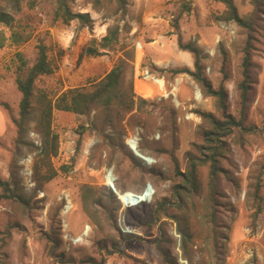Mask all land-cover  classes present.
<instances>
[{
    "label": "rangeland",
    "instance_id": "rangeland-1",
    "mask_svg": "<svg viewBox=\"0 0 264 264\" xmlns=\"http://www.w3.org/2000/svg\"><path fill=\"white\" fill-rule=\"evenodd\" d=\"M124 1L122 7L118 0H67L72 14L89 20L65 23L58 0H0V12L13 19L11 27L0 24V179L10 189L0 187V264H163L159 247L178 264H264V0H230L247 26L227 20L223 0ZM111 34L112 50L100 49ZM93 40L100 54L81 56ZM179 42L200 51L202 76L213 90L223 89L222 101L188 74L175 73L194 70L193 56ZM39 47L53 73L35 81L18 135L16 79L35 64ZM117 65L123 75L111 106L83 116L52 111L58 153L50 170L44 162L39 174L57 175L48 182L38 178L34 167L44 148L48 103L68 90L91 91ZM146 69L168 83L179 79L181 107L141 79ZM196 92L201 99L195 100ZM198 112L230 117L239 128L220 144L206 137L214 128ZM217 148L213 175L209 156ZM190 157L200 160L195 189L181 177ZM107 172L117 191L146 188L148 202L123 210L106 194ZM83 186L93 188L86 204ZM65 197L73 208L62 215ZM94 200L114 215L112 227L97 224L94 214L102 210ZM86 227L87 237L73 245Z\"/></svg>",
    "mask_w": 264,
    "mask_h": 264
},
{
    "label": "trees",
    "instance_id": "trees-1",
    "mask_svg": "<svg viewBox=\"0 0 264 264\" xmlns=\"http://www.w3.org/2000/svg\"><path fill=\"white\" fill-rule=\"evenodd\" d=\"M17 1V0H14ZM73 0H70L72 2ZM111 1V0H109ZM121 6L123 7L124 0H118ZM228 6V9L230 11L229 17H227V20L233 21L239 26H247L246 23L237 15L236 8L233 6L230 0H223ZM58 11H62V15L64 16L63 22L69 23L73 19H86V21L89 20L88 15H82V14H72L70 9L67 5V0H58ZM59 13V12H58ZM12 17L5 13L0 12V24L5 25L7 27H11L12 25ZM15 43H18L17 35L12 36ZM114 34H111L110 36H105L101 39V44L98 46L102 50H108L111 51L110 44L114 41ZM4 36L2 33H0V48L3 45ZM95 40L91 42V44L88 47H85L81 56L86 57H94L98 56L99 50L97 47L93 46L95 44ZM178 47L181 51H185L190 53L193 56V66L194 70L191 71L189 69H183L178 70L175 73H186L189 76H191L196 82L202 84L204 89L206 90L207 96H217L221 101L224 98L223 89L220 88L217 91L213 90L209 81L202 76V68H201V57H200V51L193 45V44H182L179 42ZM243 69L244 73L248 69L250 62H249V52L247 49L245 50L244 58H243ZM53 73V69L51 67L50 61L46 55V52L43 47H39L38 55L35 64L29 69L28 73L24 78H17L16 79V86L17 89L21 95L20 101H19V112H18V118L13 120L14 125L17 128L18 135H21L24 130L25 123L27 122V119L30 114V108H31V96L33 91V85L35 81L40 78L41 76H48ZM123 75V67L122 65H117L113 67L104 78H102L99 82L96 84H93V89L89 92L83 91L81 89H73L68 90L65 93H63L53 105L51 103H48L46 107V111L44 114V132H43V138H44V148L41 150L40 154L41 157L38 160L36 166L34 167V172L38 178H41V180H44L46 182L52 180L57 173L55 172H47L44 175L40 176V165L45 162V165L47 166V171L50 170V163L49 160L52 157H56L58 153V136L54 134L51 131V115L53 110L61 111V112H69L76 115H88L91 110L95 106H103V107H109L113 103V99L115 97V91L119 89L121 78ZM242 100L244 101L246 98V88L245 85H242ZM198 115L202 118L208 119L213 128L214 131L206 133V137L210 138L211 136L217 137L216 139H211L213 141H217L220 144L222 143L220 141V138L226 137L229 132L231 131L232 127H238L234 121L229 117L228 121H221L215 119L212 115L205 114L198 112ZM209 139V140H210ZM212 150V149H210ZM219 149H213L212 155L209 156L212 166V174L214 175L217 171L216 168V161L215 158L219 155L217 153ZM198 159L190 157L189 158V166L183 177L186 184L191 186L192 189H195V178H196V167L198 165ZM63 173H68L69 169L68 167L64 166L62 167ZM0 187L3 189L4 192H10L9 184L7 182L1 181L0 179ZM213 187V186H212ZM151 191V188L148 187ZM146 188H142L137 193H143L145 192ZM180 189L179 186H175L174 190ZM123 190V189H122ZM93 191V188L89 186H83L81 190V200L83 204H86L87 201H89L92 198L91 194ZM106 194L110 196L112 199H116L113 193L106 189ZM125 191V190H124ZM93 205L99 206L102 212H95V216H97V224L101 226L102 229H104L106 226H113L111 224H114V215H109L107 212V208L103 205H101L100 201L94 200ZM114 211V210H112ZM93 217V216H91ZM214 228L216 226V223L214 219H210L209 222ZM179 234L185 239L186 235L183 231H179ZM159 253L162 259L163 264H178L174 258L171 257L170 253L167 252L164 249H161L159 247Z\"/></svg>",
    "mask_w": 264,
    "mask_h": 264
},
{
    "label": "built area",
    "instance_id": "built-area-1",
    "mask_svg": "<svg viewBox=\"0 0 264 264\" xmlns=\"http://www.w3.org/2000/svg\"><path fill=\"white\" fill-rule=\"evenodd\" d=\"M141 79L146 83H151L153 86L157 88V90L160 92V96L164 99H169L171 102L176 106V108H179L182 106V104L179 102V92H180V86L181 82L179 79L173 80V82H166L165 78L163 77H157L153 75L148 69L144 70ZM195 100L201 99L200 92H196L195 94ZM193 116V115H190ZM192 118V117H190ZM126 144L131 150H136V144L132 139H127ZM24 164V174L27 177L31 176V170L29 169V166L25 163ZM105 186L107 189H110L113 192V195L115 196L116 200L119 202L121 208L123 210L128 209H135L137 207H140L143 204H146L148 202V195L143 193H135L130 191H117L114 187V180L111 176V172H107L104 176ZM69 207V208H68ZM73 208L72 202L69 199V197H65V205L63 206L62 215L67 214L71 209ZM121 217V216H120ZM118 224L121 222V219L118 218L117 220ZM86 233V237L88 235V227H86V230H83L82 233ZM85 236L80 235V237L76 239H72L71 243L73 245L81 243Z\"/></svg>",
    "mask_w": 264,
    "mask_h": 264
},
{
    "label": "bare ground",
    "instance_id": "bare-ground-1",
    "mask_svg": "<svg viewBox=\"0 0 264 264\" xmlns=\"http://www.w3.org/2000/svg\"><path fill=\"white\" fill-rule=\"evenodd\" d=\"M68 208H69V207H68ZM81 235H82V236H85V235H86V233H84V232H83Z\"/></svg>",
    "mask_w": 264,
    "mask_h": 264
},
{
    "label": "crops",
    "instance_id": "crops-1",
    "mask_svg": "<svg viewBox=\"0 0 264 264\" xmlns=\"http://www.w3.org/2000/svg\"><path fill=\"white\" fill-rule=\"evenodd\" d=\"M155 16H156V14H155ZM157 16H159V15H157ZM156 20V19H155Z\"/></svg>",
    "mask_w": 264,
    "mask_h": 264
}]
</instances>
